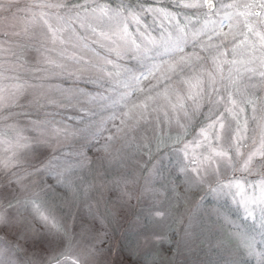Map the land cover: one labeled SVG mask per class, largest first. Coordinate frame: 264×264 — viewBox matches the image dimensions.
<instances>
[{
    "label": "snow or ice",
    "instance_id": "snow-or-ice-1",
    "mask_svg": "<svg viewBox=\"0 0 264 264\" xmlns=\"http://www.w3.org/2000/svg\"><path fill=\"white\" fill-rule=\"evenodd\" d=\"M5 8L0 0V11ZM16 8L28 16L12 33L17 39L0 40V55L15 57L0 61V109L29 97L46 100L49 109L78 105L81 118L102 113L91 123L93 135L107 133L106 153L114 139L126 141L133 157L151 158L153 148L169 147V175L153 165L141 194L149 198L148 224L169 215L160 197L170 192L186 202L187 193L206 189L217 201L207 212L216 225L208 233L209 264H264V0H156L155 6L148 0H31ZM30 60V79L4 74ZM68 80H88L95 91ZM25 115L40 137L49 130L69 134L51 111L34 119ZM32 139L22 128L14 140L0 134L9 152L0 169L19 167L20 150L35 154L47 143ZM90 165L89 155L80 152L71 162L49 161L47 173L66 193L78 195ZM253 175L258 179L250 181ZM23 179L17 176L15 184ZM92 187L86 185L84 195ZM38 195L23 202L24 210L61 232ZM221 202L235 209V218ZM19 203L11 191H0V224L10 223ZM175 223L185 239L194 238L190 223ZM52 264L79 262L65 251Z\"/></svg>",
    "mask_w": 264,
    "mask_h": 264
},
{
    "label": "clouds",
    "instance_id": "clouds-1",
    "mask_svg": "<svg viewBox=\"0 0 264 264\" xmlns=\"http://www.w3.org/2000/svg\"><path fill=\"white\" fill-rule=\"evenodd\" d=\"M5 3L6 8L0 15L11 13L17 6L15 0H5ZM65 83L95 91L88 80ZM46 111H51L56 123L68 128L69 134L49 130L40 137L33 132L25 113L36 118L43 117ZM101 115L97 111L81 118L78 105L49 109L46 100L33 103L31 97L22 100L19 106L0 109V134L14 140L16 131L22 128L33 137L32 143L40 139L47 141L35 154L20 150L19 167L0 169V191H11L20 201L13 209L10 223L0 224V264H52V257L59 259L60 253L65 251L78 259L79 264H209L211 240L208 233L216 228L215 217L207 213L206 218L201 217L199 228L204 239L199 236L185 239L178 230L177 219L187 218L191 224L186 207L169 211V215L156 224L145 223V211L137 209L150 168L144 169L140 154L133 157L132 150L122 139L110 141V152L104 151L107 133L93 135L96 130L91 123ZM5 147L6 144L0 145V158L9 155ZM80 152L89 155L91 165L83 173V184L77 182L79 194H71L69 198L67 194L61 195L60 190L64 188L47 173V165L49 161L71 162ZM142 172L145 174L141 175ZM17 176L24 177L19 185L15 184ZM89 184L93 187L84 195L83 188ZM200 190L210 195L206 189ZM37 193L38 199L48 203L62 226L61 232H54L24 210L23 202ZM221 207L236 213L223 202ZM205 239L209 245L207 252L201 247Z\"/></svg>",
    "mask_w": 264,
    "mask_h": 264
},
{
    "label": "rangeland",
    "instance_id": "rangeland-1",
    "mask_svg": "<svg viewBox=\"0 0 264 264\" xmlns=\"http://www.w3.org/2000/svg\"><path fill=\"white\" fill-rule=\"evenodd\" d=\"M16 4L19 6L20 9L26 8L30 3L31 0H15ZM132 3H136V0H131ZM149 3H152L153 6L156 5V0H148ZM164 4H167V0H163ZM169 8H172V5L168 4ZM175 10V9H173ZM28 16V13L26 11H17V8H13L11 10V13L6 15H0V40H4L6 38H10L11 40L17 39L15 36L12 35V33L20 31L23 27V20ZM149 22H151V18L149 17ZM155 27V25L153 26ZM5 33H8V37H5ZM7 46V45H6ZM0 61H15V57L11 56L10 54H3L0 55ZM24 61H18L17 64H23ZM34 60H30V62L25 65V67H17L14 71L9 69L4 74L8 77H12L14 75L19 74L24 79H30L31 78V71L30 69L34 66ZM7 67V65H6ZM6 83L9 81H5ZM31 118H35L34 116ZM151 135V132L148 133ZM142 157L141 163L144 167V169L151 168L153 165H156L158 168H160L162 171H164V175H169V169H171L173 164V157L171 155V149L169 147H161L159 151H156L155 148H153V152L151 154V158L148 155H144L143 153L140 154ZM145 173L142 172L141 175H144ZM248 179L255 180L258 179L257 176H249ZM155 187H160V182H157ZM177 191L181 194L184 193V185L180 184L177 188ZM61 195L67 194L69 198L71 197V193H66L65 189L60 190ZM187 201L178 200V198L172 194L167 193L166 196L160 197V199L163 201V207L168 208L169 211H175L177 208H180L183 210L184 207L187 208L188 213L191 215V230L194 233V238L200 237V239H204L203 236H200L201 230L199 228V223L202 216H205L206 213L211 211L213 207L217 205V201L211 196L207 195L205 191L201 190H193L190 193H187ZM149 203V198L145 196H141V199L139 201V207L137 209L138 212H144L147 208ZM233 218L236 217V213L232 214ZM185 224L189 223L188 219L185 218ZM147 223V220L144 221ZM250 223V222H249ZM175 228L176 226L173 225ZM179 227H184V225H180ZM200 239H197V243H200ZM214 242V241H213ZM207 245V239H205V243L203 245ZM209 255H211L209 253ZM246 264H255L254 260L246 261Z\"/></svg>",
    "mask_w": 264,
    "mask_h": 264
},
{
    "label": "trees",
    "instance_id": "trees-1",
    "mask_svg": "<svg viewBox=\"0 0 264 264\" xmlns=\"http://www.w3.org/2000/svg\"><path fill=\"white\" fill-rule=\"evenodd\" d=\"M200 224V223H199ZM200 235V234H199ZM201 236V235H200ZM201 247H203L204 249H205V251L207 252L208 251V247H209V245H208V243H207V245L205 244V245H201ZM211 255L210 256H212V253H210Z\"/></svg>",
    "mask_w": 264,
    "mask_h": 264
}]
</instances>
